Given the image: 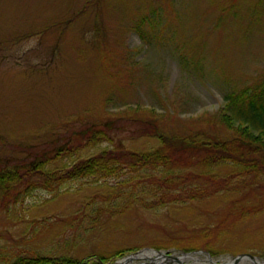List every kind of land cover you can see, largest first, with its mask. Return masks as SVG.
<instances>
[{
    "label": "rangeland",
    "instance_id": "rangeland-1",
    "mask_svg": "<svg viewBox=\"0 0 264 264\" xmlns=\"http://www.w3.org/2000/svg\"><path fill=\"white\" fill-rule=\"evenodd\" d=\"M263 76L264 0H0V171H24L37 156L74 146L80 133L86 143L94 127L107 132L100 147L124 153L159 147L156 133L215 135L225 96ZM180 167L188 186L216 189L197 168ZM152 171L121 174L140 187L116 198L115 178L34 190L10 213L0 209V251L179 256L196 241L185 264H211L208 255L264 260V180L225 168L218 194L174 199L149 192ZM220 228L229 231L218 238Z\"/></svg>",
    "mask_w": 264,
    "mask_h": 264
},
{
    "label": "trees",
    "instance_id": "trees-1",
    "mask_svg": "<svg viewBox=\"0 0 264 264\" xmlns=\"http://www.w3.org/2000/svg\"><path fill=\"white\" fill-rule=\"evenodd\" d=\"M223 111L224 113L217 117L221 127L215 135L209 136L200 132L183 138H168L163 133H156L160 145L147 152L126 150L128 152L124 153L122 150L100 147L99 142L104 141L107 132L93 126L94 128L86 131L83 136L87 138L86 143L78 137L83 135L80 133L74 137V146H68L63 151L55 150L41 154L28 166L20 167L25 168L24 171L19 168H4L0 171V209L10 213L12 206H17L25 197L40 188L54 193L70 182L91 180L99 184L111 178L119 181L123 173L125 176V173L130 172V176H133L143 170H153L152 174L147 175V181L155 184V188L148 186L149 192L155 196L173 194L176 196L174 199L186 197L188 200H196L202 193L218 194L219 187L222 186L220 183H224L218 181L219 172L225 168L233 173L236 179L251 177L264 180V76L261 82L254 86L227 94ZM126 156L127 159H123ZM182 161L194 170L197 168L199 172L196 177L205 179L207 184L211 181L216 189L200 185L188 186L183 178L190 174L180 167ZM229 183H232V180ZM126 187L138 191L140 186L128 178L119 181L109 198L120 197ZM224 192L230 193V188H224ZM248 210L245 209L243 218H247ZM226 231L229 230L220 228L215 233L220 238ZM207 232L209 231H204ZM201 239H207V235ZM187 245L189 247L186 250L189 253L200 249L196 241H190ZM126 250L93 254L79 259L40 255L8 257L0 251V260L5 263L16 258L19 261L16 264H113L116 260L124 258ZM211 254L217 255L213 251Z\"/></svg>",
    "mask_w": 264,
    "mask_h": 264
},
{
    "label": "water",
    "instance_id": "water-1",
    "mask_svg": "<svg viewBox=\"0 0 264 264\" xmlns=\"http://www.w3.org/2000/svg\"><path fill=\"white\" fill-rule=\"evenodd\" d=\"M193 253H185L179 256H174L171 254H166L160 251H156L154 249H146L142 250L140 252H137L135 254H132L124 259L118 260L114 264H125L126 261H134V260H143L146 257H150L149 260L151 264H185L184 260L188 258H193L191 257ZM208 261L211 264H264V260H262L259 257L248 255V254H241L239 256H236L234 258L224 260L221 263H218L213 260V258L208 255Z\"/></svg>",
    "mask_w": 264,
    "mask_h": 264
},
{
    "label": "flooded vegetation",
    "instance_id": "flooded-vegetation-1",
    "mask_svg": "<svg viewBox=\"0 0 264 264\" xmlns=\"http://www.w3.org/2000/svg\"><path fill=\"white\" fill-rule=\"evenodd\" d=\"M17 261H18V259L14 258V259L7 260V261L5 262V264H16ZM18 262H19V261H18Z\"/></svg>",
    "mask_w": 264,
    "mask_h": 264
},
{
    "label": "bare ground",
    "instance_id": "bare-ground-1",
    "mask_svg": "<svg viewBox=\"0 0 264 264\" xmlns=\"http://www.w3.org/2000/svg\"><path fill=\"white\" fill-rule=\"evenodd\" d=\"M133 261H126L125 264H132ZM244 264H248V263H244Z\"/></svg>",
    "mask_w": 264,
    "mask_h": 264
}]
</instances>
